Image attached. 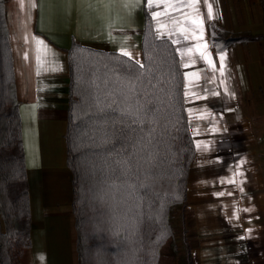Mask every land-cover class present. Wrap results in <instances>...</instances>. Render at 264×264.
<instances>
[{"label": "crops", "instance_id": "crops-1", "mask_svg": "<svg viewBox=\"0 0 264 264\" xmlns=\"http://www.w3.org/2000/svg\"><path fill=\"white\" fill-rule=\"evenodd\" d=\"M190 2L153 0L150 7L146 0H4L29 181L31 249L46 264H77L58 238L70 234L73 201L65 140L68 50L80 42L128 51L142 63L146 14L158 37L176 41L185 76L196 146L186 223L194 264H264V0H208L211 19L204 0L195 8L187 7ZM197 9L202 36L191 22ZM215 28L226 32L220 41L213 40ZM188 48L192 52L184 55ZM162 264L181 263L166 253Z\"/></svg>", "mask_w": 264, "mask_h": 264}, {"label": "trees", "instance_id": "trees-1", "mask_svg": "<svg viewBox=\"0 0 264 264\" xmlns=\"http://www.w3.org/2000/svg\"><path fill=\"white\" fill-rule=\"evenodd\" d=\"M224 33L215 28L213 40ZM142 51L137 63L80 42L68 50L65 140L77 264H162L166 253L194 264L185 219L196 146L185 76L175 44L156 35L148 14ZM31 230L20 101L0 0V264H23Z\"/></svg>", "mask_w": 264, "mask_h": 264}, {"label": "snow or ice", "instance_id": "snow-or-ice-1", "mask_svg": "<svg viewBox=\"0 0 264 264\" xmlns=\"http://www.w3.org/2000/svg\"><path fill=\"white\" fill-rule=\"evenodd\" d=\"M21 2H23V0H21ZM110 2H116V0H110ZM146 2L151 7L153 0H146ZM199 2H200V0H191V2L187 4V7L195 8ZM204 3L207 4V16H208V18L209 19L213 18L212 4L208 3V0H204ZM33 6H35V5H33ZM158 16H160V12H153V18H156ZM191 22L193 24H197L199 26L200 34L202 36V34H203V19L200 18L198 9H197V19H192ZM177 23H179V22H177ZM158 31H159V29H158ZM195 35H196L195 32H193V36H195ZM185 39H189V37L187 35H185ZM173 42L175 43L176 41H173ZM35 43L39 46H43L45 50L47 49V45H45V42L43 40L37 39L35 41ZM204 48L205 49L207 48L206 44L204 45ZM197 50L199 51V46H197ZM191 52H192V48H188L187 51L183 54L187 55L188 53H191ZM122 55L129 57V59H133V57L131 56V54L128 51H122ZM200 55H201V57L206 59L207 63L215 70V65L213 64L212 59L208 55H206V53L204 51H200ZM219 60H220L219 70H220L221 74H223V71L225 68V64H224L225 56L223 54H221L219 57ZM137 63H139V62L137 61ZM140 66L143 67L142 64ZM184 66L187 68V67H190L191 65L186 63ZM186 75H188V74H186ZM191 75L196 76L197 78L199 77V73H192ZM218 94L219 93H213V95H218ZM241 163H243V162H241ZM228 182L234 183V180H229ZM220 195H223V193H220ZM41 259H43V258H41Z\"/></svg>", "mask_w": 264, "mask_h": 264}, {"label": "rangeland", "instance_id": "rangeland-1", "mask_svg": "<svg viewBox=\"0 0 264 264\" xmlns=\"http://www.w3.org/2000/svg\"><path fill=\"white\" fill-rule=\"evenodd\" d=\"M189 216H190V213H189V210H187L186 211V219H185L186 223L188 221V217ZM70 220H71L70 234L65 232L64 236H62L61 234L58 233V238L60 240L59 241L60 246H62L63 249H65V253L68 250H70L69 246L71 247V249H72L71 251L74 252L75 260H76V254H75V229H74V222H73L72 213L70 215ZM181 222H182L181 217L177 216L176 219H175V228L177 230V233H181L182 234ZM189 233L190 232H188V235H189ZM178 240H181L180 234L178 235ZM39 255H40V253H37V252L33 253L32 249H29L28 251H26V253H25L24 257H23V264H46V262L41 261V258H43V260H45L46 257L43 256V255H41V257H40Z\"/></svg>", "mask_w": 264, "mask_h": 264}]
</instances>
